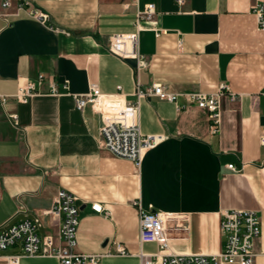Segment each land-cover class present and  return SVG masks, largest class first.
Masks as SVG:
<instances>
[{
  "label": "crops",
  "instance_id": "1",
  "mask_svg": "<svg viewBox=\"0 0 264 264\" xmlns=\"http://www.w3.org/2000/svg\"><path fill=\"white\" fill-rule=\"evenodd\" d=\"M48 15L42 23L0 0V232L51 210L61 189L78 197L76 251L100 256L96 264L160 261L156 243H141L139 210L171 213L169 249L174 254H217L223 249L221 219L232 209L254 210L261 219L254 264H264V31L253 6L258 0H22ZM156 7L142 22L140 50L146 59H121L110 38L136 32L137 13ZM157 32L161 34L157 36ZM44 80L39 83V76ZM32 82L39 95L20 103L19 86ZM69 93L135 100L137 85L167 86L177 93H217L225 83L236 94L221 100L214 132L208 113L196 106L152 97L141 102L144 134L167 138L137 167L102 143L101 117L92 106L75 107ZM235 165L236 170L229 168ZM102 205L103 213L92 209ZM41 235L59 239V224L43 216ZM122 245L125 253H118ZM21 245L0 251L18 264H59L55 257H27Z\"/></svg>",
  "mask_w": 264,
  "mask_h": 264
},
{
  "label": "built area",
  "instance_id": "2",
  "mask_svg": "<svg viewBox=\"0 0 264 264\" xmlns=\"http://www.w3.org/2000/svg\"><path fill=\"white\" fill-rule=\"evenodd\" d=\"M183 4L184 0H176ZM4 9L16 6L18 11H26L34 19L46 23L48 15L31 7L28 2L22 0H3ZM253 12L257 18V26L264 31V0H258L253 6ZM154 4H148L137 13L136 32L131 34H118L110 38L109 51L121 59H135L137 68L146 65V59L140 50V33L143 31L142 22H153L156 16ZM157 36L161 33L157 32ZM39 83L44 76H39ZM63 90L59 91L57 83H53L50 93L55 96H72L75 107L83 111L88 106L100 114L101 136L103 146L115 157L132 161L140 167L145 154L157 147L167 137L164 135L144 134L140 126L141 102L152 97L174 104L179 97H184L186 104L178 105L182 110L189 106H196L208 113L214 132L218 131L221 120V100L226 96L236 99V94L228 85L222 83L214 94L202 92L177 93L167 86L154 84L149 87L137 85L134 92L135 100H124L121 87L120 93L112 96L102 94L98 85L93 84L86 94H71L69 86L64 82ZM35 83L27 82L19 86L15 98L20 103L28 101L39 95ZM6 97L0 95V103H5ZM264 143V137L262 139ZM264 165V163H263ZM229 168L236 170L235 165ZM78 197L72 192L61 189L57 192L53 207L42 215L32 219L17 222L0 232V251H5L15 245H21L22 255L27 257H55L59 264H96L100 258L98 255H85L76 251L77 232L80 224ZM139 210V239L141 243H156L160 249V261L162 264H254L256 259L255 243L261 235V219L254 210L232 209L223 213L221 219V231L223 234V249L217 254H174L167 253L169 249L168 226L175 218L171 213L154 209H144L138 202L135 203ZM92 209L97 213H103L100 204H93ZM51 215L59 224L58 242L52 235H41L43 216ZM118 253H125L122 245H117ZM21 256H6L10 264H18ZM142 264H155L150 256L142 255Z\"/></svg>",
  "mask_w": 264,
  "mask_h": 264
}]
</instances>
